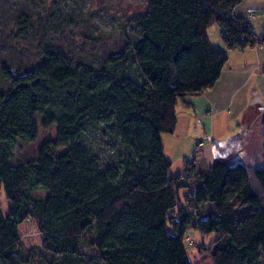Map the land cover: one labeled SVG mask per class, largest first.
I'll list each match as a JSON object with an SVG mask.
<instances>
[{
	"label": "trees",
	"instance_id": "1",
	"mask_svg": "<svg viewBox=\"0 0 264 264\" xmlns=\"http://www.w3.org/2000/svg\"><path fill=\"white\" fill-rule=\"evenodd\" d=\"M7 1L14 27L30 31L40 0ZM241 2L148 0L145 13L127 19L125 47L98 70L46 51L32 69L1 71L0 192L9 209L0 210V264L28 261L19 236L28 220L49 264H163L161 240L180 244L170 264H191L183 240L188 232L207 234L200 223L209 220L215 226L208 233L220 234L211 247H195L212 264L264 263V160L226 164L248 126L216 146L220 156L200 175L195 167L172 173L161 143L175 131L178 101L211 89L228 61L211 47L208 28L218 27L229 51L264 45L245 18L232 15ZM38 121L54 127L67 149L56 154L45 142L34 163L12 164L15 143H33ZM92 127L112 138L110 160L82 140ZM259 127L264 141V111ZM39 189L47 193L36 198ZM204 206L209 214L200 217ZM160 228L163 236L154 239Z\"/></svg>",
	"mask_w": 264,
	"mask_h": 264
},
{
	"label": "rangeland",
	"instance_id": "2",
	"mask_svg": "<svg viewBox=\"0 0 264 264\" xmlns=\"http://www.w3.org/2000/svg\"><path fill=\"white\" fill-rule=\"evenodd\" d=\"M39 3L32 13V29L24 34L14 27L15 7L7 0H0V73L7 70L17 74L32 69L46 51L61 52L73 66L87 65L98 70L107 64L110 55L119 54L125 47L127 19L145 13L148 0H40ZM252 3L248 7V14L254 17L253 29L261 39L264 36V0H254ZM208 31L219 46L224 45L217 26H212ZM256 49L259 56L247 48V64L239 59L240 50L220 49L229 60L215 90V100L207 96V90L198 95H186L178 101L174 133L161 135L164 157L171 163L172 173L183 171L187 160L193 159L196 173L201 174L220 156L216 146L227 145L229 140L239 135L242 126H248L245 142L237 155L231 153L232 158L226 159V164H234L238 160L253 165L264 160V141L259 127V115L264 111V45ZM6 88L0 76V92H5ZM223 95H227V101H224ZM37 125L38 136L33 143H15L12 164L34 163L45 142L56 145V154L67 149L61 146L54 127L43 129L39 121ZM82 140L103 159L110 160L112 157V138L99 127H92ZM229 149H232V145ZM252 156L257 158V162L250 161ZM46 193L39 189L34 192V197L41 198ZM8 209L9 204L1 191L0 210L6 214ZM209 210V206H204L199 216L206 217ZM200 224L207 234L189 233L183 243L191 264H212L205 249L200 250L195 245L211 247V242L220 233H208L215 226L212 220ZM163 234L164 229L160 228L153 238L159 240ZM19 236L28 258L24 264H49L51 256L42 245L41 234L34 221L20 224ZM178 245L177 241L161 240L159 260L163 264H170ZM81 251L91 254L87 247ZM260 264L264 263L261 261Z\"/></svg>",
	"mask_w": 264,
	"mask_h": 264
},
{
	"label": "crops",
	"instance_id": "3",
	"mask_svg": "<svg viewBox=\"0 0 264 264\" xmlns=\"http://www.w3.org/2000/svg\"><path fill=\"white\" fill-rule=\"evenodd\" d=\"M252 1H254V0H242V2H241V4L238 6V7H236V8H234L233 9V11H232V15L234 16V17H242V18H245L246 20H247V22L249 23V25L251 26V28H252V30H253V32H254V34H255V36H256V38L258 39V37H257V35H256V32L254 31V29H253V27L255 26V21H254V17H252V16H250L249 14H248V7L250 8L251 6V4H253L252 3ZM245 4V5H244ZM262 22H264L263 21V19H262ZM264 24V23H263ZM213 26H215V25H213ZM212 27V26H211ZM210 27V28H211ZM218 28V27H217ZM208 30H209V28H208ZM207 30V36H208V40H209V42H210V45H211V47L213 48V47H216L215 48V50L217 49L218 51H221L220 49H224V47H225V49H226V46H225V44L224 45H221V46H219V44L217 43V41H216V39H214L213 38V36H211V34L209 33V31ZM219 30V29H218ZM219 32H220V30H219ZM221 38V37H220ZM223 42V41H222ZM214 45H216V46H214ZM214 49V48H213ZM251 49V48H250ZM227 50V49H226ZM246 50H247V48L246 49H244V50H240V52L241 53H239L240 55H239V59H241V62L242 63H244V64H247L248 63V51H247V53H245L246 52ZM252 50H254V52H256L255 54H256V56H259V51H258V49H256V48H253ZM227 51H229V50H227ZM232 51V50H231ZM222 52V51H221ZM252 52V51H251ZM250 52V53H251ZM224 53V52H223ZM228 58V57H227ZM229 60V59H228ZM228 62V61H227ZM258 63H260V61L258 60ZM227 64V63H226ZM225 67V66H224ZM222 74H223V70H222V73H221V75H220V78L218 79V81L216 82V84L211 88V89H209V92H208V94H207V96H209L210 98H211V100H215L214 99V93H215V90H216V88L218 87V84H219V82H220V80H221V77H222ZM224 96V101H227L228 100V98H227V95H223ZM216 98V97H215ZM190 105V104H189ZM192 107H194L195 108V110H196V106L194 105V104H192L191 105ZM175 112H176V110H175ZM176 117H177V113H176ZM177 123V122H176ZM170 165H171V163H170ZM207 170V169H206ZM206 170H204V171H202L201 172V174L202 173H204V172H206ZM200 175V174H199Z\"/></svg>",
	"mask_w": 264,
	"mask_h": 264
},
{
	"label": "built area",
	"instance_id": "4",
	"mask_svg": "<svg viewBox=\"0 0 264 264\" xmlns=\"http://www.w3.org/2000/svg\"><path fill=\"white\" fill-rule=\"evenodd\" d=\"M260 42H264V36L259 39ZM193 159H188L185 165V169L186 171H188V173L191 172V170L195 167L194 162L192 161Z\"/></svg>",
	"mask_w": 264,
	"mask_h": 264
},
{
	"label": "water",
	"instance_id": "5",
	"mask_svg": "<svg viewBox=\"0 0 264 264\" xmlns=\"http://www.w3.org/2000/svg\"><path fill=\"white\" fill-rule=\"evenodd\" d=\"M188 233H191V232H188Z\"/></svg>",
	"mask_w": 264,
	"mask_h": 264
}]
</instances>
